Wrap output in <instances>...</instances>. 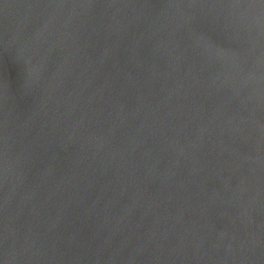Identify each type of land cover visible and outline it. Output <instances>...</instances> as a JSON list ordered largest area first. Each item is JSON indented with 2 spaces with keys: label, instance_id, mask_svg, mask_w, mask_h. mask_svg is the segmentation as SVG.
<instances>
[{
  "label": "water",
  "instance_id": "water-1",
  "mask_svg": "<svg viewBox=\"0 0 264 264\" xmlns=\"http://www.w3.org/2000/svg\"><path fill=\"white\" fill-rule=\"evenodd\" d=\"M0 264H264V0H0Z\"/></svg>",
  "mask_w": 264,
  "mask_h": 264
}]
</instances>
